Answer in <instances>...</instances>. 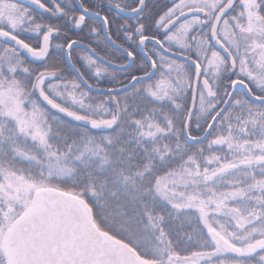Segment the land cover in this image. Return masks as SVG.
Instances as JSON below:
<instances>
[{"label": "snow or ice", "instance_id": "snow-or-ice-1", "mask_svg": "<svg viewBox=\"0 0 264 264\" xmlns=\"http://www.w3.org/2000/svg\"><path fill=\"white\" fill-rule=\"evenodd\" d=\"M0 0V264H264V0Z\"/></svg>", "mask_w": 264, "mask_h": 264}, {"label": "trees", "instance_id": "trees-1", "mask_svg": "<svg viewBox=\"0 0 264 264\" xmlns=\"http://www.w3.org/2000/svg\"><path fill=\"white\" fill-rule=\"evenodd\" d=\"M154 2H155V0H154ZM167 2H168V0H162L161 7L163 6V3H167Z\"/></svg>", "mask_w": 264, "mask_h": 264}]
</instances>
